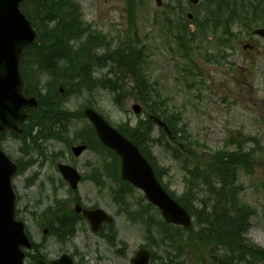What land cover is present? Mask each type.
Returning a JSON list of instances; mask_svg holds the SVG:
<instances>
[{"label": "rangeland", "instance_id": "obj_1", "mask_svg": "<svg viewBox=\"0 0 264 264\" xmlns=\"http://www.w3.org/2000/svg\"><path fill=\"white\" fill-rule=\"evenodd\" d=\"M77 1L81 4L85 23L92 25L94 31L98 30L101 41L100 46L95 45V48L100 56L110 55L115 58L123 54L117 53L118 50L126 48L123 45H131L129 43L133 39L138 41V45L144 49L143 66L150 74L153 83L164 95L170 97L172 109L183 112V121L192 136L206 145L197 144L198 152H202L203 155L206 151H214L226 146L230 147L226 149L233 151L235 145L228 144L230 138H233L240 145H245V152L253 154L251 156L252 171L247 172L240 168L238 172H235V178L238 177L236 187L239 201L242 203L240 206L247 204L255 211L252 226L244 237L249 241L251 239L250 244L264 248V86L262 87L264 75L260 73V70L264 69V40L260 43L262 44L260 54L256 51L257 54L254 53L246 58L244 54L250 53V50H245L244 45L247 42L252 44V42L245 38L246 33H243L245 35L240 39L241 42L233 41V45L227 48L228 58L222 64H216L208 58L211 55L208 51L216 52L214 41H207V36L203 44L202 39L206 31L201 30L199 33L197 26L200 23H196L195 19L192 20L198 14L200 5L193 8L185 3L179 5L173 0H162V5L158 6L156 0H135L132 14H130L131 6L128 0ZM190 13L193 18H189ZM181 20L188 22L186 25L192 29V32L198 31L196 40L200 42L201 47L205 46V49L197 52L193 62L172 51L177 48V43L169 35V26L175 31L174 25ZM240 25V23L234 25L233 29L242 30ZM104 62L107 63L105 68L99 69L95 66L90 74L93 79L101 78L102 87L91 86L93 89L90 91L83 86L82 89L73 93L64 92L62 108L79 111L88 105H93L116 127L122 125L124 121L136 123L138 120H145L148 122V113H134L132 106L136 102L143 105L146 111L148 110L134 97L125 95L120 99V103L123 102V104L121 106L116 104L114 95L110 89H106L108 87L106 75L120 76L124 67L121 65L119 69H115L113 60L105 59ZM188 62L191 65L198 64L199 68L192 66L189 69H192L190 73H188L189 70L186 72L185 66ZM242 78L247 82L245 83ZM42 80L43 83L54 80L57 91L67 86L66 82L64 84L58 82L52 76H44ZM124 81L125 86L130 89L129 93L133 94L134 84L129 79ZM68 126L70 127L68 134L64 136L66 143L79 141L80 136L90 141L92 134H88V120L74 119ZM155 137H160L161 141L149 142L147 148L151 158L152 154L155 155L157 165L167 170L163 175V181L169 188L177 194H182L185 186L184 176L188 173V167L192 166L190 163L193 156H190L188 161L184 153L179 154V158H175V151L166 143V138L161 135L158 128H156ZM245 138H255L257 143L248 144ZM66 143L59 140L43 141L40 145L44 154L34 151L32 157L35 162L13 180L14 189L18 194L16 205L18 218L28 227L35 243L34 252L39 251L48 260L58 258L63 252L73 253L78 257L77 259L83 261V264H131V259L142 245L152 248L156 254L152 264H218L219 254L225 256L229 252L227 248L230 247L227 243L222 242L208 247L203 241L193 242L198 230L195 226L196 219H194V227L189 228L190 230L178 226H172L170 229L169 226L163 225V217L159 211L153 209L152 230L140 223L141 219L139 222L130 221L125 216L126 212L118 213V207L116 209L111 197L110 185L115 182L112 183L108 178L103 188L97 187L91 180H86L81 182L78 191L85 205L102 206L115 215L117 241H120L118 244H111L106 238L108 237L106 231L101 234L94 233L85 221L79 223V230L75 237L71 234L61 242L49 232L44 235L45 227L40 224L46 214L41 215V213L52 206L56 196L64 200L69 199V185L61 186L58 183L57 191L54 188V184L59 182L61 177L57 169L58 163L73 164L84 175L90 173V170L99 169L105 172L106 165L103 166L102 157L104 159L107 157L109 164L113 162L107 154L92 150H87L81 157L75 158L70 151L71 146L69 147ZM21 146L22 141L11 137L10 134L7 135L3 144L4 151L15 160L23 156L20 151ZM201 174V182L205 185L204 181H208L207 174L206 172ZM50 177L55 178L54 183L49 182ZM187 177L188 182H195L196 178L192 175ZM28 178H30L29 183ZM115 186H117L116 183ZM131 190L132 192L125 198L129 201L127 209L133 208L129 196L142 195V192L137 189ZM226 196H228L227 193ZM192 203L195 207L199 201L194 200ZM224 206L220 205L219 210H229L228 204ZM233 209L235 212V206ZM229 214L232 217L236 215L233 216V212ZM58 219L59 217L52 216L50 224L58 223ZM251 248V251L255 249L248 247V249ZM30 263V259L27 258L25 264Z\"/></svg>", "mask_w": 264, "mask_h": 264}, {"label": "trees", "instance_id": "obj_2", "mask_svg": "<svg viewBox=\"0 0 264 264\" xmlns=\"http://www.w3.org/2000/svg\"><path fill=\"white\" fill-rule=\"evenodd\" d=\"M128 2L131 6L129 13L132 14L135 0H128ZM22 11L34 23L41 37L40 45H34L27 49L23 70L28 81V94L36 95L40 99V107L38 110H33L31 122L36 123L35 125L47 134L52 126H56V123H64L65 118L71 117L73 114L62 108V94L55 89V81L52 80L46 86H41L39 78H35L36 75L32 74L31 69L39 68L47 71L58 82H63V84L66 82L65 91L76 92L82 89L85 84H90V74L94 64L104 61L107 56H99L96 52L95 45L100 46V35L98 32L92 31L91 27L82 21L79 6L74 1L25 0L22 4ZM129 44L131 45H123L126 47L123 50H118L117 53L123 54L115 56L119 68L122 65L124 70L121 71L120 76L116 75L117 80L108 81L107 89H110L115 100L119 101L125 95L140 100L152 115L165 121L174 140L185 148L182 149L179 145L172 147L176 152L175 158H179L178 155L183 153H186L187 158L193 156V163L191 167H188V172L189 175L196 178L195 182H188L187 176H185L186 184L182 194H177L175 191L168 192L196 219L195 226L198 227V230H196V237L192 241L195 243L203 241L208 247L222 242L227 243L230 248H227L229 252L225 254L226 259L218 261V264H233L230 261L233 256H244L246 252L252 250L248 247L256 248L255 244H250L251 240L244 237L252 225V218L250 213L247 214L241 210L235 211V217L229 216L231 211L219 210V206L229 205V196H226V193L228 194L227 190L231 184L228 180L229 178L232 181L235 180V172L238 167L248 169L251 167L248 165L251 156L241 152H229L225 149L203 155L195 151L193 142L199 145L200 142L191 140L192 135L183 123L182 111L172 109L169 106V98L152 83L150 74L143 66L144 49L138 45L137 40H130ZM110 59L112 60L111 56L108 57V60ZM79 77L88 82H83L84 85L80 86L75 82V78ZM125 79H129L134 84L133 94L129 93L130 89L125 86ZM44 90H46L45 93ZM123 126L124 134L139 146L142 153L154 166L158 178L162 180L165 171L157 166L155 157L152 154L151 158L147 149L151 131L153 137L154 123L148 121L145 125L141 124L135 128L126 124ZM162 135L167 139V135L163 131ZM167 142H170V139H167ZM186 149L188 152L184 151ZM202 172H206L208 178V181H204L205 185L201 182ZM165 187L169 189L168 184H165ZM194 200L199 201L195 207L192 206ZM215 201H218V204H215ZM154 219L156 220L155 215ZM62 221L68 223V220ZM163 225L172 227L165 222ZM168 238L170 239V236ZM256 250H259V254L262 253L264 256V249L256 248ZM253 254L256 253L251 252V255ZM153 255L155 258L154 252Z\"/></svg>", "mask_w": 264, "mask_h": 264}, {"label": "water", "instance_id": "obj_3", "mask_svg": "<svg viewBox=\"0 0 264 264\" xmlns=\"http://www.w3.org/2000/svg\"><path fill=\"white\" fill-rule=\"evenodd\" d=\"M24 0H0V132L7 129L21 132L19 123L28 117L27 110L38 106L35 97L25 95V81L21 75V60L26 48L40 44V35L31 21L21 12ZM159 3L160 0H157ZM264 35V30L259 31ZM139 112L140 106H134ZM85 116L95 124L99 137L122 157V177L141 188L161 211L165 219L174 224L191 227L190 214L163 189L153 169L141 155L138 148L119 132L111 128L94 110L87 109ZM160 126L165 124L156 119ZM86 146L74 148L79 156ZM18 165L0 151V264H23L25 252L23 247H31L25 233L24 225L15 219L16 194L12 186V176ZM60 170L72 187L76 188L80 176L70 166L60 165ZM80 211V210H79ZM86 216L94 223L95 229L101 222L110 221L104 211L96 210ZM150 253L140 250L132 264H149ZM60 261L72 264L68 256ZM44 264V263H41ZM51 264H62L54 262Z\"/></svg>", "mask_w": 264, "mask_h": 264}, {"label": "flooded vegetation", "instance_id": "obj_4", "mask_svg": "<svg viewBox=\"0 0 264 264\" xmlns=\"http://www.w3.org/2000/svg\"><path fill=\"white\" fill-rule=\"evenodd\" d=\"M203 5L200 7L198 11V20L200 22V29L203 27L210 31L208 36L209 41L217 42L219 37L216 35V30H224V28L220 25V18L226 17L227 14L229 15H242L245 19L247 25H245L246 33L245 38H248L249 41L252 42L246 43L249 44L250 53L244 54L246 58L250 55L256 53L260 54V48H262V44H260L264 38L258 35H255V30L259 28H264V0H210L211 2L206 3L207 0H202ZM187 5H191L189 1H185ZM214 7L217 10L209 9ZM209 9V10H208ZM212 10V11H211ZM245 34H237L233 35L232 37L226 36V40L228 42L237 41L241 42L240 39L243 38ZM254 42V43H253ZM256 53V54H257ZM253 58H250V60ZM246 60V59H244ZM235 67V65H233ZM260 73L264 75V69L260 70ZM241 79V78H240ZM245 83L247 82L244 78H242ZM263 82L264 79L262 78ZM264 86V83L262 87ZM75 264H83V261L77 259L78 257L75 255ZM51 260H46V262H50Z\"/></svg>", "mask_w": 264, "mask_h": 264}]
</instances>
